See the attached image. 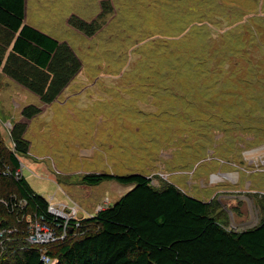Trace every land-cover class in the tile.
<instances>
[{
    "label": "rangeland",
    "instance_id": "374dc122",
    "mask_svg": "<svg viewBox=\"0 0 264 264\" xmlns=\"http://www.w3.org/2000/svg\"><path fill=\"white\" fill-rule=\"evenodd\" d=\"M24 21L67 42L81 67L48 104L0 69V141L25 124L22 173L76 212L72 226L130 187L81 183L94 172L173 184L226 230L264 218V0H25ZM29 104L41 111L26 118ZM219 172L231 181H212ZM22 234L0 241V261L24 248Z\"/></svg>",
    "mask_w": 264,
    "mask_h": 264
},
{
    "label": "trees",
    "instance_id": "16d2710c",
    "mask_svg": "<svg viewBox=\"0 0 264 264\" xmlns=\"http://www.w3.org/2000/svg\"><path fill=\"white\" fill-rule=\"evenodd\" d=\"M24 17L25 0H0V69L48 104L78 72L81 61L67 42L26 23ZM69 22L88 35L97 29L94 21L76 16ZM6 47H10L7 53ZM40 111V106L29 104L22 115L30 118ZM24 130L23 122L14 123L9 134L18 155H24L29 147ZM3 142L4 158L19 168V158L17 161L6 152ZM106 180L132 186L113 204L80 219L77 234L69 232L63 240L49 244L47 254L55 258V264H264V218L250 228L226 230L209 214L208 201L173 184L154 188L151 179L138 172H94L81 177V183L87 185ZM13 195L19 205L25 202L23 212L18 208V218L21 213L34 212L50 224L58 221L47 210L48 201L24 176L14 179L10 175L0 176V221L14 222L11 204L17 198ZM18 229L24 233L20 238H25L23 222H18ZM0 264L45 263L37 247L25 243L12 261L1 260Z\"/></svg>",
    "mask_w": 264,
    "mask_h": 264
},
{
    "label": "built area",
    "instance_id": "2783aa9c",
    "mask_svg": "<svg viewBox=\"0 0 264 264\" xmlns=\"http://www.w3.org/2000/svg\"><path fill=\"white\" fill-rule=\"evenodd\" d=\"M10 128L7 131L10 133ZM5 145V150L9 154L15 156L18 161V152L15 151L14 145ZM2 145L0 141V176H13L14 179H18V177L22 176V163L20 162V167H13L7 159L4 158L2 154ZM14 197L16 195H13ZM17 198V199H16ZM16 201L11 204V211L15 213V219L13 223H8L6 221H0V241L11 244L14 240V236L16 231L18 230V222L24 223L25 228L27 229V234L25 237V243L28 246H36L39 250L40 257L45 264H55V258L49 256L47 254V250L49 244L52 242H57L58 240H63L69 232L73 234H77L78 222L71 225L69 221L72 218H76V212L70 210L68 208L64 210V207L54 206L51 203H48L47 210L58 218V221L55 224H50L43 218V215H37L31 212L27 215L21 213V216L18 218V208L22 209L23 204H18V197L16 196ZM4 205L8 207V204L5 202ZM19 205V206H18ZM24 208L21 210L23 212ZM69 221V222H68ZM70 228H73L72 231H68Z\"/></svg>",
    "mask_w": 264,
    "mask_h": 264
},
{
    "label": "flooded vegetation",
    "instance_id": "af4514ba",
    "mask_svg": "<svg viewBox=\"0 0 264 264\" xmlns=\"http://www.w3.org/2000/svg\"><path fill=\"white\" fill-rule=\"evenodd\" d=\"M230 178H231L230 174H229V173H224V172H219V173H217V174H213V175H211V180H212V181H215V182H219V183H223V181H226L227 179H228L229 181H231ZM228 180H227V181H228ZM217 195H218V193L215 194L214 197H217ZM218 196H219V195H218ZM217 198H218V197H217ZM217 200H218V199H217Z\"/></svg>",
    "mask_w": 264,
    "mask_h": 264
},
{
    "label": "water",
    "instance_id": "95a60500",
    "mask_svg": "<svg viewBox=\"0 0 264 264\" xmlns=\"http://www.w3.org/2000/svg\"><path fill=\"white\" fill-rule=\"evenodd\" d=\"M131 186H132V185H130V187H129L127 190H129V189L131 188ZM127 190H126V191H127ZM126 191H125V192H126ZM125 192H124V193H125ZM124 193H123V194H124ZM123 194H122V195H123ZM122 195H121V196H122Z\"/></svg>",
    "mask_w": 264,
    "mask_h": 264
},
{
    "label": "crops",
    "instance_id": "0c3cea01",
    "mask_svg": "<svg viewBox=\"0 0 264 264\" xmlns=\"http://www.w3.org/2000/svg\"><path fill=\"white\" fill-rule=\"evenodd\" d=\"M109 181H111V180H106V182H109ZM120 184V183H119ZM43 196V195H42Z\"/></svg>",
    "mask_w": 264,
    "mask_h": 264
},
{
    "label": "clouds",
    "instance_id": "9594fccd",
    "mask_svg": "<svg viewBox=\"0 0 264 264\" xmlns=\"http://www.w3.org/2000/svg\"><path fill=\"white\" fill-rule=\"evenodd\" d=\"M18 158H19V157H18ZM19 161H20V159H19ZM21 163H22V162H21ZM22 176H24L23 173H22Z\"/></svg>",
    "mask_w": 264,
    "mask_h": 264
}]
</instances>
